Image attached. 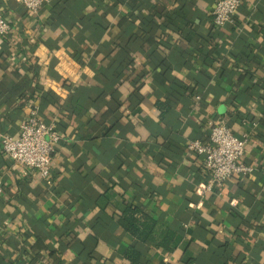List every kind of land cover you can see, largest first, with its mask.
Segmentation results:
<instances>
[{"label":"crops","instance_id":"0c3cea01","mask_svg":"<svg viewBox=\"0 0 264 264\" xmlns=\"http://www.w3.org/2000/svg\"><path fill=\"white\" fill-rule=\"evenodd\" d=\"M216 1L52 0L33 13L0 0V139L34 104L62 134L48 179L0 145V264H130L118 223L130 203L182 234L171 253L139 244L140 264H264V0H242L222 28ZM210 120L249 136L255 171L201 193L210 175L186 147L208 140Z\"/></svg>","mask_w":264,"mask_h":264},{"label":"built area","instance_id":"2783aa9c","mask_svg":"<svg viewBox=\"0 0 264 264\" xmlns=\"http://www.w3.org/2000/svg\"><path fill=\"white\" fill-rule=\"evenodd\" d=\"M16 1L29 11L37 13L52 0ZM241 3L242 0H217L212 11L213 25L221 28L233 26ZM10 30V23L0 11V38L8 35ZM197 99L200 97L197 96ZM208 127V140L192 139L186 147L187 155L202 157L205 169L210 175V181L200 188L201 193L214 191L235 175L246 177L255 171L253 166L243 161L249 141L247 134H235L225 120H210ZM61 139L62 134L56 124L44 120L39 114L38 105L34 104L21 124L18 135L1 136L0 145L14 163L36 169L43 179H48L52 174V155ZM3 190V182L0 179V203Z\"/></svg>","mask_w":264,"mask_h":264},{"label":"trees","instance_id":"16d2710c","mask_svg":"<svg viewBox=\"0 0 264 264\" xmlns=\"http://www.w3.org/2000/svg\"><path fill=\"white\" fill-rule=\"evenodd\" d=\"M145 23L147 25L149 22L146 21ZM236 23L237 22L235 21L233 25L234 27L237 25ZM120 25L122 28H125L126 18L120 21ZM151 26L154 27V24L152 23ZM126 31L127 30L122 32V37L124 38L127 36ZM137 41L139 40L136 37L130 38V42ZM146 41H149L151 44V39H147ZM126 46H128V44H126ZM127 51L128 50H125V52ZM154 54L155 52L152 55ZM118 223L134 240V244L128 247L125 251V258L130 262V264H140L141 250L139 248V244L155 243L165 252L171 253L177 248L182 239L180 230L166 225L165 223H160L157 219L146 213L139 205L136 204L130 203L126 205L118 217ZM232 260V258H229L228 261H226V264H231L230 261ZM186 261V263L189 264L192 260L187 259Z\"/></svg>","mask_w":264,"mask_h":264}]
</instances>
